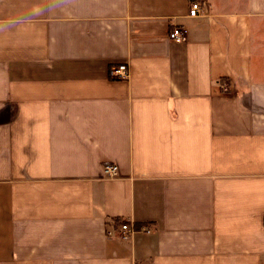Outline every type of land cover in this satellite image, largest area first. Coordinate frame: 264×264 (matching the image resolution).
Returning a JSON list of instances; mask_svg holds the SVG:
<instances>
[{"label":"crops","instance_id":"1","mask_svg":"<svg viewBox=\"0 0 264 264\" xmlns=\"http://www.w3.org/2000/svg\"><path fill=\"white\" fill-rule=\"evenodd\" d=\"M193 1L0 0V264H264V0Z\"/></svg>","mask_w":264,"mask_h":264},{"label":"built area","instance_id":"2","mask_svg":"<svg viewBox=\"0 0 264 264\" xmlns=\"http://www.w3.org/2000/svg\"><path fill=\"white\" fill-rule=\"evenodd\" d=\"M201 10H202L201 3L197 0H194L191 3L190 14L198 15L200 14ZM185 33H186L185 28L181 26H176L169 33V37L171 38V40H174V41H183L185 39ZM111 75L114 78H128L131 75V70L126 63H121L111 68ZM104 170L107 176L114 177L118 175L119 167L117 164L107 163L104 165ZM139 230L150 232L151 228L148 226H144V225L140 227H136V226L133 227L131 223L127 221H123L121 223L120 236L122 238H128L129 236L133 235Z\"/></svg>","mask_w":264,"mask_h":264}]
</instances>
